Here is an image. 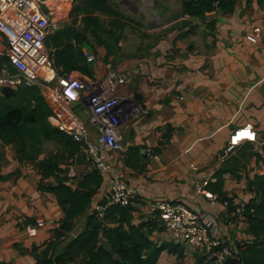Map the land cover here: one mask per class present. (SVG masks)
<instances>
[{"label": "crops", "instance_id": "obj_1", "mask_svg": "<svg viewBox=\"0 0 264 264\" xmlns=\"http://www.w3.org/2000/svg\"><path fill=\"white\" fill-rule=\"evenodd\" d=\"M78 6L84 21L83 0H78L48 40L54 56L53 41L63 30L72 28V13ZM97 14L94 17L99 18ZM119 19L120 29L130 24L123 16ZM86 28L85 32L100 27ZM257 28L261 33L255 37ZM163 29L158 42L140 36L135 38L138 46L119 43L111 56H106L104 47L92 49L86 36L83 48L91 75L73 71L67 76L94 84L115 69L126 79L118 94L130 101L129 122L123 129L121 149L107 154L108 163L125 181L141 182L143 187L132 205H115L130 209L125 227L154 223L157 229L151 239L170 244L172 236L156 207L161 202L183 203L209 226L211 237L230 242L238 259L255 242L248 219L210 205L209 196L221 194L248 203L258 199L254 183L258 176H264V0H231L229 5L214 8L202 17L185 14L182 0L180 15L165 23ZM90 55L95 57L93 62L88 61ZM58 87L55 82L48 90L40 88L53 112L50 122L70 130L75 116L88 121V112L78 102L56 100ZM243 127H252L258 133L257 142L244 143L229 152L230 138ZM88 131V141L96 143L97 128L89 125ZM86 142L80 145V152L86 151ZM0 153L4 177L0 180V264H35L37 256L57 241L56 231L65 220L57 197L42 191L41 184L58 186L64 182L78 188L84 177L94 172H88L91 168L83 163L68 164L67 168L63 163V175L43 179L36 164L19 161L14 144L0 139ZM230 160L240 166L239 177L226 174L219 190L216 173ZM100 179L91 205L70 221V231L51 251L54 257L86 231L89 216L95 215L91 211L109 187L107 176ZM203 182L208 185L200 194L197 185ZM104 218L98 217L101 222ZM99 240L109 248L103 231ZM181 247V253L164 251L159 264H210L203 252Z\"/></svg>", "mask_w": 264, "mask_h": 264}, {"label": "built area", "instance_id": "obj_2", "mask_svg": "<svg viewBox=\"0 0 264 264\" xmlns=\"http://www.w3.org/2000/svg\"><path fill=\"white\" fill-rule=\"evenodd\" d=\"M78 0H0V91L20 88H45L55 82L54 93L60 102H78L89 115L82 120L73 118L74 128L60 130L71 136L80 145L86 142V155L95 171L108 177L109 187L104 198L98 202L91 214L103 218L110 206L127 207L143 193L141 182L124 180L122 174L110 163L108 153L121 149L123 129L129 122L130 101L118 94L126 79L112 69L109 74L94 84L60 75L55 66L53 50L48 46L49 38L59 30L67 11ZM219 2L214 8L219 9ZM260 29H255L257 37ZM95 57L90 55L89 62ZM89 125L98 130V141H88ZM258 133L252 127H243L230 138L228 151H236L244 143H256ZM208 182L197 185V192L204 193ZM209 203L220 207L236 218H247L248 202L237 198L210 195ZM160 220L172 236V243L203 252L210 264H229L235 258L228 240L213 238L209 226L201 217L183 203L161 202L156 207ZM254 209L250 210L253 213Z\"/></svg>", "mask_w": 264, "mask_h": 264}, {"label": "trees", "instance_id": "obj_3", "mask_svg": "<svg viewBox=\"0 0 264 264\" xmlns=\"http://www.w3.org/2000/svg\"><path fill=\"white\" fill-rule=\"evenodd\" d=\"M108 1L83 0L81 11L85 15L86 30L99 26L95 13L117 15ZM215 2H219L222 7L229 5L231 0H183V11L193 17H202L213 11ZM86 41L85 32L73 28L63 30L54 39L55 63L60 75L73 71L91 75L83 48ZM3 91L4 95L0 97V139L6 144L15 145L20 162L36 164L43 179L59 177L63 173L62 164L78 155L80 144L50 122L53 112L41 95L40 88ZM48 142H53L59 147V151L40 159ZM239 167L238 163L231 160L225 162L216 173V187L221 190L226 174L238 176ZM3 179L0 164V180ZM100 182V176L94 172L84 177L78 188H71L64 182L58 186L41 184L42 191L53 193L57 197L65 213V220L56 231L57 241L50 243L37 256L35 264H159L164 251L182 252L181 245L151 239V233L157 229L154 223L126 228L130 209L112 206L106 211L102 222L97 215L89 216L86 231L71 241L59 255H51L57 242L70 231V221L81 216L91 205ZM254 186L258 199L248 204L246 216L250 225L249 233L255 238V242L249 244L238 259L235 257L229 260V264H264V176H258ZM213 192L218 191L214 189ZM219 195L225 198L224 195ZM251 209H254L253 213H250ZM101 231L105 234L109 248L104 247L99 240Z\"/></svg>", "mask_w": 264, "mask_h": 264}, {"label": "rangeland", "instance_id": "obj_4", "mask_svg": "<svg viewBox=\"0 0 264 264\" xmlns=\"http://www.w3.org/2000/svg\"><path fill=\"white\" fill-rule=\"evenodd\" d=\"M109 3L117 12V15L111 17L103 13H98L97 16L99 17L98 22L100 28H90L87 32L83 30L86 26L80 14V6L73 11L72 21L70 23L72 28L85 32V35L90 40L89 44H91L92 49L99 47L106 48V56L115 54L119 43L124 42V44L130 45L131 48L138 46V41L135 38H140V36L141 38H146L149 42L154 39L158 42L164 34L165 29H163V26L165 23L167 24L177 15H180L182 8V0H109ZM134 10L138 11L137 15L134 14ZM121 16L130 22L127 26L124 24L125 27L123 29L119 28L121 25L119 18H121ZM172 28L175 27L172 26ZM101 42L104 43L100 44ZM125 50L129 52L130 49L126 48ZM3 95L4 91H0V97ZM43 151V155L40 159L58 152L59 147L53 142H48ZM64 162H67L64 163L65 168H67L68 164L76 166V163H83L87 168H91L88 172H96L95 169L91 167L93 165L88 160L84 151H79L77 156L65 160ZM64 170L65 169H63V171ZM65 179H67V176L63 178V180ZM74 184L75 181L71 183V185Z\"/></svg>", "mask_w": 264, "mask_h": 264}]
</instances>
